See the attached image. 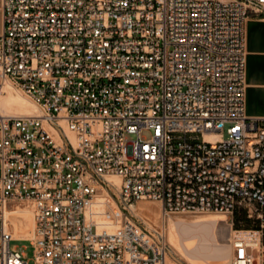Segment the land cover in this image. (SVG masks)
<instances>
[{"label": "built area", "instance_id": "built-area-1", "mask_svg": "<svg viewBox=\"0 0 264 264\" xmlns=\"http://www.w3.org/2000/svg\"><path fill=\"white\" fill-rule=\"evenodd\" d=\"M2 6L0 264H28L13 240L35 264H167L164 231L123 216L142 200L163 217L251 205L257 253L236 238L229 264H264V118L245 112L246 22L264 0ZM19 93L40 113L3 105ZM21 203L26 239L13 236Z\"/></svg>", "mask_w": 264, "mask_h": 264}, {"label": "bare ground", "instance_id": "bare-ground-1", "mask_svg": "<svg viewBox=\"0 0 264 264\" xmlns=\"http://www.w3.org/2000/svg\"><path fill=\"white\" fill-rule=\"evenodd\" d=\"M3 105L5 107L17 105L19 107L17 109L24 114L40 113L37 106L20 93L10 95L3 101ZM111 179L117 185L120 183V179L117 177H112ZM142 201L138 202L139 204L137 203L138 211L153 222L156 208L154 209L153 204L142 203ZM110 211L117 216L118 212L115 208L111 207ZM16 213L22 216L27 221V224L18 218L12 219L14 226L13 236L19 239H26L32 233L34 225L31 208L29 206H19L16 209ZM119 219L120 217H117L118 221ZM226 221L227 216L218 213L200 214L192 217L180 216L177 219L170 217L167 224L168 239L170 244L182 256L188 258L192 264H225L229 262L230 242L220 241L218 235L219 227ZM239 234L240 236L238 237L243 236L246 238H253L252 235H254L248 230H241ZM258 240V236L254 238L256 247L253 251L255 254L258 250ZM167 264L175 263L167 257Z\"/></svg>", "mask_w": 264, "mask_h": 264}, {"label": "rangeland", "instance_id": "rangeland-1", "mask_svg": "<svg viewBox=\"0 0 264 264\" xmlns=\"http://www.w3.org/2000/svg\"><path fill=\"white\" fill-rule=\"evenodd\" d=\"M143 135L149 136L150 132L147 130H144ZM142 203H150L153 204L154 209L156 208V212L153 218V222H151L147 217L143 216L141 214L136 205L135 209L133 211H130L128 209H122L123 216L129 215V218L133 220L135 223L139 225L146 226L148 229H157V230H163L167 242L168 247V256L170 260H172L175 264H192L191 261L186 258L185 256H182L171 244L168 239V219L170 217L177 219L180 216L185 217H192L194 215H200V214H208V213H218V214H224L221 212H213V211H203V212H178V213H172L169 215H166L163 217L161 212L160 204L156 201L151 200H143ZM99 206H103V204L106 205L108 208H115L116 211L119 214V208L115 202L112 201V199H106L99 203ZM27 206L24 203L20 204V207ZM110 210V209H109ZM94 214V211H92L89 214V217H92ZM227 221L222 223L219 227V240L224 242H230V258L233 255L234 245L233 240L236 238H240V231L241 230H251V229H257L261 227V222L257 218V214L253 207L251 205L245 204L238 206L233 213L226 215ZM18 219L23 220L24 223L27 224V221L19 215ZM150 222V223H149ZM228 222V223H227ZM253 233V232H252ZM252 235L253 238H256L257 236L255 233ZM31 235V234H30ZM29 235V236H30ZM28 236V237H29ZM243 237V236H241ZM11 248H20L25 253V258L28 260V264H35V254H34V247L32 244H30L29 241L24 240H13L10 243ZM229 262H226L225 264H229Z\"/></svg>", "mask_w": 264, "mask_h": 264}, {"label": "crops", "instance_id": "crops-1", "mask_svg": "<svg viewBox=\"0 0 264 264\" xmlns=\"http://www.w3.org/2000/svg\"><path fill=\"white\" fill-rule=\"evenodd\" d=\"M3 30V6L0 0V33ZM245 112L264 118V14L246 22Z\"/></svg>", "mask_w": 264, "mask_h": 264}]
</instances>
